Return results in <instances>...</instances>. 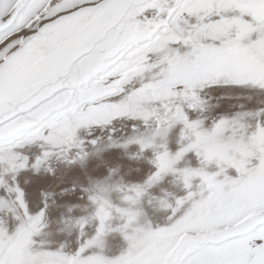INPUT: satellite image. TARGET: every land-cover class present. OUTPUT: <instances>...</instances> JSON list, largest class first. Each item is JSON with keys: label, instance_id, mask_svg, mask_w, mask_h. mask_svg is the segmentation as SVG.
<instances>
[{"label": "snow or ice", "instance_id": "snow-or-ice-1", "mask_svg": "<svg viewBox=\"0 0 264 264\" xmlns=\"http://www.w3.org/2000/svg\"><path fill=\"white\" fill-rule=\"evenodd\" d=\"M0 264H264V0H0Z\"/></svg>", "mask_w": 264, "mask_h": 264}]
</instances>
